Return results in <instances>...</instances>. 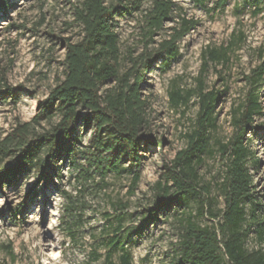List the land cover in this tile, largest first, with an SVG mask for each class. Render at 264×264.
<instances>
[{"label": "rangeland", "instance_id": "rangeland-1", "mask_svg": "<svg viewBox=\"0 0 264 264\" xmlns=\"http://www.w3.org/2000/svg\"><path fill=\"white\" fill-rule=\"evenodd\" d=\"M74 1L13 0L0 17V140L16 125L31 121L63 78L65 39H77L80 34L72 18ZM175 1L182 14L198 24L180 42L175 59L157 60L145 73L142 91L148 100L147 122L138 141L141 178L133 195L126 174L108 176L104 188L89 182L78 192L81 186L70 161H60L54 174L48 170L49 182L35 168L17 175L15 183L0 184V264H98L90 253L104 244L103 216L112 211L113 202H129L132 217H126V227L132 221L139 224L140 214H148L156 205V182L163 181L165 171L173 167L177 152L188 148L196 129L198 99L193 94L187 102L175 103L170 92L179 89L186 95L197 86L199 77L206 90H218L220 98L215 107L216 124L209 130V149L198 172L201 185L211 187L214 209L223 207L216 183L225 161L218 143H227L233 135L230 112L246 93L245 76L264 63V13L254 15L238 1L224 8L216 0H204L203 5L198 0ZM136 20L125 16L116 22L121 49L133 56L142 50L144 41ZM218 47H226L228 59H206L205 51ZM260 102L263 112L257 123L263 128L249 130L246 138L252 140L251 149L260 157V166L253 173L258 189L264 192V86ZM56 119L34 123L30 138L49 129ZM78 132L81 144L76 161L81 160L92 130L80 127ZM155 138L163 139L164 146L154 144ZM17 161L16 153L0 158V173L13 179ZM70 201L72 207H68ZM188 207L195 210L196 202L191 200ZM181 211L161 210L158 220L143 228L131 245L133 264H175ZM201 222L211 223L208 218Z\"/></svg>", "mask_w": 264, "mask_h": 264}, {"label": "trees", "instance_id": "trees-1", "mask_svg": "<svg viewBox=\"0 0 264 264\" xmlns=\"http://www.w3.org/2000/svg\"><path fill=\"white\" fill-rule=\"evenodd\" d=\"M12 1L0 0V17L11 8ZM231 1L249 7L254 15L264 13V0L216 3L224 8ZM198 2L204 4V0ZM71 6L80 34L77 39H65L63 78L51 89L31 121L16 125L0 140V158L16 153L18 159L13 179L0 173V184L7 186L12 180L15 183L17 175L33 168L39 169L44 182H49L52 178L47 171L54 174L60 161H70L81 186L78 192L85 190L89 182L104 188L108 176L126 174L129 194L133 195L141 178L138 141L147 122L148 100L142 91L145 73L157 60L166 63L175 59L180 42L198 22L183 15L175 0H75ZM125 16L137 19L144 39L142 50L134 56L121 49L116 22L118 17ZM168 23L171 25L166 26ZM204 56L216 62L228 59L226 47L208 49ZM245 80L246 93L230 112L233 135L227 143H218L225 161L216 183L223 207L214 209L211 187L201 185L198 172L209 149V130L216 124L215 107L220 98L219 91L206 90L199 77L197 86L186 95L179 89L170 92L175 103L187 102L195 94L199 112L188 148L177 152L173 167L165 171L163 181L155 184V207L148 214H140L139 224L132 221L126 227V217H132L129 202H113L112 211L103 216L104 244L90 253L93 262L133 264L131 245L143 228L158 220L161 210L178 208L182 211L175 264H264V192L258 189L253 173L261 161L251 149L252 140L246 138L249 130L263 128L257 117L263 112L260 97L264 63L246 75ZM54 117L57 119L49 129L30 138L34 123ZM80 127L90 128L92 133L81 160L76 161ZM153 141L158 147L164 146L161 138ZM191 200L196 202L195 210L188 207ZM73 204L70 201L68 207ZM204 218L211 223L202 224Z\"/></svg>", "mask_w": 264, "mask_h": 264}]
</instances>
